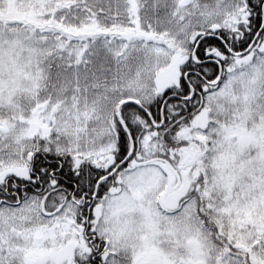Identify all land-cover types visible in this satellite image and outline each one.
<instances>
[{"label":"snow or ice","instance_id":"obj_1","mask_svg":"<svg viewBox=\"0 0 264 264\" xmlns=\"http://www.w3.org/2000/svg\"><path fill=\"white\" fill-rule=\"evenodd\" d=\"M0 264H264V0H0Z\"/></svg>","mask_w":264,"mask_h":264}]
</instances>
